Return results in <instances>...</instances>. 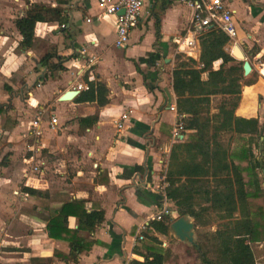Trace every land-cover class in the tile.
I'll return each instance as SVG.
<instances>
[{"label":"crops","instance_id":"crops-1","mask_svg":"<svg viewBox=\"0 0 264 264\" xmlns=\"http://www.w3.org/2000/svg\"><path fill=\"white\" fill-rule=\"evenodd\" d=\"M227 1L237 35L225 51L231 55L236 46L251 66L243 80H254L241 86L234 116L257 120L262 127L250 144L258 160L264 147L260 136H264V0ZM97 2L0 0V264H30L31 258L65 264L53 253L69 252L67 242L48 237L46 219L35 210L37 200L24 193V188L47 194L51 210L70 200H83L87 211H103V223L88 236L95 244L80 254L77 264L142 261L132 253L138 228L163 203L171 147L187 142L191 134L186 131L178 140L171 139L182 118L175 109L171 72L174 56H186L176 50L175 42L189 30L191 10L178 0H145L128 43L117 48L114 19L102 17ZM33 5L61 8L67 23L64 28L36 23L33 45L23 51L14 20ZM47 54L64 70L42 67L40 59ZM199 54L197 43L188 58L197 61ZM220 64V60L214 62L213 68ZM44 75L47 79L42 81ZM84 76L89 82L98 80L105 85V106L75 103L74 98L88 90ZM78 84L87 89L75 90ZM71 91L78 92L73 99H60ZM219 100H212L211 113L216 112ZM57 105L61 116L56 114ZM122 112L128 119L116 130L114 121ZM38 114L43 119V135L36 139L30 123ZM91 116L97 117L96 123L82 128L79 120ZM51 117L57 119L53 129L48 128ZM248 141L247 135L235 136L231 148L239 152L249 146ZM29 159L42 166L38 174L24 178ZM56 173L60 180H54ZM260 187L264 189L262 184ZM164 204L178 218L172 203L164 199ZM76 227V220L68 217L67 228ZM154 235L162 248L173 239L176 249L186 247L183 253H192L188 251L192 245L177 240L170 231L167 236ZM251 250L256 262L264 264V242L253 243ZM177 255L173 253L167 264H179L182 252Z\"/></svg>","mask_w":264,"mask_h":264},{"label":"trees","instance_id":"trees-1","mask_svg":"<svg viewBox=\"0 0 264 264\" xmlns=\"http://www.w3.org/2000/svg\"><path fill=\"white\" fill-rule=\"evenodd\" d=\"M36 23L63 25L67 18L59 7L31 6L22 17L14 20L21 36L20 50L32 47ZM157 31L156 27V42L159 39ZM228 42L220 30L211 29L198 38L200 54L197 61L182 54L174 56L171 81L176 98L175 109L182 117L183 132L191 134L187 142L171 147L164 193L177 216L191 218L194 228L215 225L213 232L203 235L202 242L197 241L190 246L195 263L260 264L254 258L251 245L264 242V189L257 181V170L264 177V147L257 160L250 144L262 127L259 128L257 120L234 116L241 86L251 85L254 80H243L242 62L225 51ZM51 59V54H47L39 63L49 71L64 70L61 63H52ZM218 60L221 64L214 69L213 63ZM56 61H61V58L57 57ZM46 79L44 75L42 81ZM83 79L88 90L80 92L74 98L75 103L105 106L108 103L105 85L98 80L89 82L86 76ZM217 97L220 100L213 114L211 102ZM96 120V116H91L80 119L79 124L86 128ZM243 135L248 136L249 146L234 152L231 148L233 137ZM260 136L264 142V136ZM236 160L239 164L235 163ZM23 191L36 198L35 210L46 219L48 237L68 244V254L55 251L53 257L65 264H77L80 254L95 244L88 236L103 223V211H87L83 200H70L51 210L47 194L28 188ZM68 217L76 220V229L67 228ZM172 221L168 217L162 221H150L141 232L143 240L137 241L132 249V253L142 261L131 259L126 264L169 263L171 251L163 250L154 234L167 236ZM30 264H52V260L31 258Z\"/></svg>","mask_w":264,"mask_h":264},{"label":"built area","instance_id":"built-area-1","mask_svg":"<svg viewBox=\"0 0 264 264\" xmlns=\"http://www.w3.org/2000/svg\"><path fill=\"white\" fill-rule=\"evenodd\" d=\"M145 0H98L97 6L101 11L102 17H112L114 19L115 27V46L122 48L128 43L129 32L133 29L141 16ZM178 2L192 12L190 20V28L186 35L175 42L176 50L179 53H185L186 57L191 56V52L197 47L198 38L211 29L220 30L227 38L228 41H233L236 38L237 32L234 21L232 19V11L229 9L227 0H178ZM123 11L122 14H118ZM64 28L63 25L60 26ZM92 62V60H90ZM87 89L86 86L78 84L75 90L79 91ZM173 110V108H171ZM128 116L122 112L117 120L114 121L116 130H121ZM57 124V119L51 117L48 122V128L53 129ZM43 119L41 114L35 116L30 123V131L34 138L39 139L43 135ZM183 132L180 121L174 126L171 139L172 141L178 140L180 134ZM28 165L25 170L24 178L28 174H38L42 166L40 163H34L32 159L25 161ZM165 196L163 195V203L157 214L152 216L145 224H141L136 234V241L141 242L143 237L141 232L144 231L150 221H162L165 217L173 218V213L169 211L168 207L164 204Z\"/></svg>","mask_w":264,"mask_h":264},{"label":"water","instance_id":"water-1","mask_svg":"<svg viewBox=\"0 0 264 264\" xmlns=\"http://www.w3.org/2000/svg\"><path fill=\"white\" fill-rule=\"evenodd\" d=\"M122 13L123 11H120L118 14L120 15ZM231 56L237 61H242L243 76H247L251 71V66L248 61L244 60L241 51L236 46L233 48ZM77 94L78 92L76 91L67 92L60 99L64 100L67 96H70V99H73ZM193 229V222L186 220L184 217L174 219L169 225V231L177 240L187 242L190 245H194Z\"/></svg>","mask_w":264,"mask_h":264},{"label":"rangeland","instance_id":"rangeland-1","mask_svg":"<svg viewBox=\"0 0 264 264\" xmlns=\"http://www.w3.org/2000/svg\"><path fill=\"white\" fill-rule=\"evenodd\" d=\"M228 51H230V50H228ZM56 98H58V96H56ZM60 113H61V108L59 107V105H57L56 106V114L57 115H60ZM61 116V115H60ZM57 117V116H56ZM69 170H71V168H69ZM68 170V176H70L71 177V172ZM44 176H42V178H43ZM60 180L61 179V177H60V175L58 174V173H56L55 174V178H54V180ZM64 181H65V179H64ZM257 181L260 183V185L262 184V186H263V188H264V177H263V175L262 174H260V172L257 170ZM170 208H171V206H170ZM215 230V225L213 224V225H210V226H207V227H204V228H200V229H196V228H194L193 229V232H194V242H202L203 241V235H205V234H209L210 232H213ZM167 247H165V248H162L163 250H165V249H169L170 251L172 250L173 251V253L175 254V253H177V254H179V255H177V256H180V254H181V252H182V255H181V257H180V259L178 260V262H179V264H197V263H195L194 262V254H193V257H192V253H190L189 255H185L184 253H183V248H185L186 249V247H182V248H179L178 247V249H176V243L173 241V239L172 240H170V241H167ZM187 250V249H186ZM190 250V249H189ZM188 250V251H189ZM172 251H171V254H172V256H173V253H172ZM190 251H192V250H190Z\"/></svg>","mask_w":264,"mask_h":264},{"label":"bare ground","instance_id":"bare-ground-1","mask_svg":"<svg viewBox=\"0 0 264 264\" xmlns=\"http://www.w3.org/2000/svg\"><path fill=\"white\" fill-rule=\"evenodd\" d=\"M70 98H71L70 96H67L65 99H70ZM65 99H64V100H65Z\"/></svg>","mask_w":264,"mask_h":264}]
</instances>
